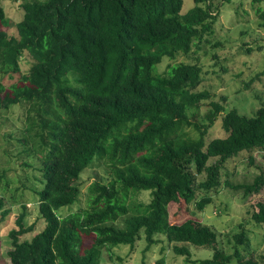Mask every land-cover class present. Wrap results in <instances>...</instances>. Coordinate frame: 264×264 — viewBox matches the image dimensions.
Returning <instances> with one entry per match:
<instances>
[{
    "label": "trees",
    "instance_id": "16d2710c",
    "mask_svg": "<svg viewBox=\"0 0 264 264\" xmlns=\"http://www.w3.org/2000/svg\"><path fill=\"white\" fill-rule=\"evenodd\" d=\"M253 3L264 29V0ZM214 6L212 0H195L183 13L184 0L26 1L14 36L6 31L10 19L0 5V112L27 106L20 143L38 162L40 177L30 190L45 223L22 240L35 226L26 224L27 208L21 204L17 228L9 233L11 264H99L103 251L112 256L114 248L133 247L142 237L150 247L158 236L214 251L210 259L191 260L189 250L176 246L192 264H264V255L242 256L238 247L250 244L242 224L234 253L228 254L216 232L195 218L170 220V204H191L198 191L217 189L229 160L264 149V106L253 116L227 111V97L217 101L200 89L198 64L157 71L165 59L191 55L214 34L219 15ZM25 52L34 63L21 75ZM17 74L16 83H5ZM204 105L209 109L199 120ZM219 119L226 137L207 141ZM97 161L108 167L109 179L89 187L87 210L62 217V209L79 201L82 172ZM8 186L6 181L2 192ZM235 188L259 194L264 173ZM142 193L150 200L131 205L130 197ZM11 198L16 201L14 192ZM211 202L205 195L196 208L203 211ZM6 204L0 196V224L11 214ZM251 219L264 225V202L257 203ZM86 235L94 237L89 248Z\"/></svg>",
    "mask_w": 264,
    "mask_h": 264
},
{
    "label": "rangeland",
    "instance_id": "374dc122",
    "mask_svg": "<svg viewBox=\"0 0 264 264\" xmlns=\"http://www.w3.org/2000/svg\"><path fill=\"white\" fill-rule=\"evenodd\" d=\"M34 0H0L10 19L6 31L16 35V25L23 18L22 4ZM44 1V0H38ZM215 4L214 14L218 15L214 34L197 43L189 56L179 55L175 60L165 59L158 67L159 73H165L169 67L179 64H198L203 69V84L201 90H208L215 95V100L227 97V111L237 110L239 113L253 116L264 106V29L260 26L257 6L253 0H212ZM195 0H184L183 13L191 10ZM32 56L25 52L21 60V75L27 74L33 65ZM20 74L13 81L5 79L6 84L17 82ZM26 105L22 104L0 112V196H5L6 208L11 214L0 224V264H11L8 252L11 250L9 233L17 228L16 220L22 213L21 204L27 208L26 224L34 225L35 230L22 238L31 239L42 231L45 223L39 215L37 197L31 192L34 177H40L37 160H32L24 152L20 140L24 138V117ZM207 105L199 111V120L208 111ZM193 138H199V133L189 129ZM226 133L219 119L209 130L207 141L215 138H225ZM31 163L32 168L23 166ZM264 173V149L243 152L229 160L222 170L220 186L210 192L198 191L196 200L191 204H170L169 213L172 223L180 224L187 219L195 218L203 225L210 227L218 236L219 247L228 254L235 250L234 236L244 225L249 238V246H239L245 259H257L264 255V225L252 221L251 214L256 210L258 202H264V189L259 194L245 195L243 189L235 186L251 185L254 179ZM109 179V169L102 161L94 162L82 172L78 182L80 188L79 201L72 207H66L59 213L67 216L78 210H87L89 205L88 189L92 183ZM6 181H9V191H3ZM14 192L17 197L11 198ZM209 196L212 202L203 211L196 208V202L204 196ZM132 199V200H131ZM150 200L149 193L131 196V205ZM122 227V222L119 224ZM94 237L85 236L84 247L92 245ZM158 243L148 247L144 237L133 247L121 246L113 249L110 256L103 251L99 264H154L159 259H165L166 264H192L184 254H178L174 248L187 249L191 252V260L210 259L213 250L195 247L187 244L168 242L164 237H157ZM236 264V261L233 262Z\"/></svg>",
    "mask_w": 264,
    "mask_h": 264
}]
</instances>
